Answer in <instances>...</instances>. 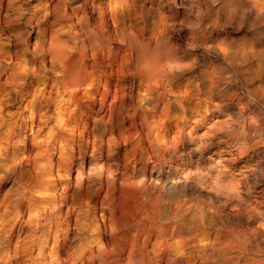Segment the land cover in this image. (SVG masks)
I'll return each mask as SVG.
<instances>
[{
    "label": "bare ground",
    "instance_id": "1",
    "mask_svg": "<svg viewBox=\"0 0 264 264\" xmlns=\"http://www.w3.org/2000/svg\"><path fill=\"white\" fill-rule=\"evenodd\" d=\"M117 2L99 6L95 20L106 22L113 37ZM154 4L159 8V2ZM5 5L8 0L0 6L2 33L17 18L2 12ZM49 7L47 0L38 1V20L56 9ZM32 18L26 19L36 25L28 37L30 47L40 39V26ZM44 36L47 47L52 28ZM120 40L123 47L113 44L98 57L109 61L108 71L97 72L88 64L86 71L58 85L55 79L40 84L30 77L23 102L4 109L5 114L19 109L22 116L10 126L8 148L12 134L24 133L18 139L23 163L15 173L19 194L13 200L0 195V240L7 236L0 264H18L17 248L29 250L27 264H44L46 255L48 264H102L99 245L89 247V241L99 228L100 243L112 247L103 231L106 224L109 231L128 226L117 236L127 251L123 259L109 255L103 264H264V214L252 204L244 206L250 191L240 181L257 162L249 155L264 152L257 146L264 141L259 114L249 112L247 101L234 91L220 98L230 79L222 67L207 70L204 88L187 63L156 57L134 65L142 40L134 26ZM65 55L58 45L46 53L45 66L51 69ZM11 59L20 74L32 66L21 64L14 54ZM216 97L222 103H212ZM223 106L230 107L232 124L210 117ZM206 123L225 130L215 136L195 133ZM241 150L242 164L230 171L229 161L241 156ZM109 153L118 165L112 166L118 197L114 208L106 205Z\"/></svg>",
    "mask_w": 264,
    "mask_h": 264
},
{
    "label": "clouds",
    "instance_id": "2",
    "mask_svg": "<svg viewBox=\"0 0 264 264\" xmlns=\"http://www.w3.org/2000/svg\"><path fill=\"white\" fill-rule=\"evenodd\" d=\"M15 2L16 0H8L9 11ZM69 2L75 3V0H60L55 9L57 16L51 22L52 39L47 47L44 46V31L49 27L44 24L49 15L47 11L37 21V25L40 26L38 27L40 39L34 46L30 47L28 43L30 33L16 35L20 47L14 55L21 64L32 65L23 74L15 71L16 65L11 59L13 54L7 51L11 38L3 36L0 32V78L8 76L7 81L0 79V168H4V171L0 172V182L8 179L10 175H15L16 165L5 167L7 158L13 155L9 151L7 137L11 131L10 126L16 120L22 119L19 109L7 114L4 113V109L9 104L23 102L25 82L31 77L43 84L51 78L55 79L58 85L77 71H86L88 64L94 65L97 72L108 71L106 65L109 61L98 57L108 53L113 44L123 47L120 37L132 26L142 34V40L137 46L139 59L134 61V65H143L145 61L154 60L156 57H163L171 63H187L192 69L190 74L198 78L204 88H208L207 70L212 65L222 67L230 74V79L226 92L222 93L220 98L234 91L247 101L245 107L249 112L264 115V0H160L159 8L142 7L148 0H118L112 10L113 23L117 25L115 37L106 22L98 24L94 21L93 17L99 9L94 8L91 15L85 13L72 22V18L62 10V5ZM2 4L3 0H0V6ZM99 20L104 21L103 15L99 16ZM154 30L157 32L155 36ZM61 36L64 37L63 41L60 40ZM58 45L66 50V55L63 61H53V67L49 69L44 63L46 53ZM85 59L87 64L84 63ZM112 62L114 63V60ZM37 64L39 68L36 67ZM9 84L13 87H8ZM37 95H40L39 88ZM220 107L219 104L215 105L217 109ZM230 107H225L224 111L230 110ZM188 135H191V128ZM260 142L264 141H257ZM240 155H243V150ZM109 156L110 166L106 171L111 172V176L108 178L109 198L106 199V205L114 208L118 197L116 173L112 166L118 165H115L116 157L112 153H109ZM260 156H264V152L250 154L249 160ZM236 159L237 157H233V160ZM216 163L223 166L222 161ZM127 227L122 225L120 229L109 231L108 225H105L103 231L111 238L110 248L100 243L101 230L97 228L93 240L89 241V247L92 243L99 245L102 264L103 259L109 255L124 258L127 249L117 242V236ZM64 239H67L66 235ZM6 240L7 236L0 240V247L5 246ZM17 252L22 258L18 260V264H27L30 258L29 250L21 251L17 248Z\"/></svg>",
    "mask_w": 264,
    "mask_h": 264
},
{
    "label": "rangeland",
    "instance_id": "3",
    "mask_svg": "<svg viewBox=\"0 0 264 264\" xmlns=\"http://www.w3.org/2000/svg\"><path fill=\"white\" fill-rule=\"evenodd\" d=\"M38 1H43V0H35V1L34 0H16L11 11H9V8L6 5H5L6 7L2 10V12L9 11L8 13H10V15H17V17L19 18L18 21L16 18V21L14 22V24L11 25L10 27L7 26L6 29L2 33L3 36L11 38V43L7 45V50H9L12 54H15L17 51V48L20 47V45H18L17 40H16V35L18 34L17 32L20 31L19 34L30 33L31 37L35 34L36 25L34 24L28 25L26 22V19L27 17L32 16L33 23H36L38 21L39 14L34 13V10L38 4ZM114 1H118V0H75V3L69 2L67 5H62V10L65 11L66 15L68 17H71L72 22H74L75 19L77 18V14L88 13L91 15L94 8L98 9L99 6L107 7L109 6L111 2H114ZM154 1L159 2V7H161L160 0H154ZM154 1L152 3L151 0H148L147 3L142 4V7L144 8L155 7L156 5L154 4ZM47 2H49L50 4L49 8H52V7L57 8V5L60 4V0H47ZM4 4H5V0H4ZM166 11L167 10L165 9V12ZM193 11L195 12V9H193ZM97 14L98 12L93 17L94 21L96 20ZM56 16H57V12L53 9V11H51L50 14L48 15V21L47 20L44 21V24L49 25V27L47 28L48 30L51 29V22L56 19ZM107 21L110 23L109 19H107ZM12 26H14V28ZM176 70L177 69L175 68V71ZM212 103H222V101L221 99L216 97ZM225 107L226 106H223L221 110H215L210 117L217 118L219 122L222 120H227V124H232V119H231L232 116L227 114L228 111H224ZM9 108H12V107L9 106ZM220 113H223V115L221 116ZM258 118L259 120L261 119V123H262L261 132H262V137H263L264 136L263 135L264 134V115L259 114ZM223 130H225V127L223 128L222 125L218 126V128L216 127L212 129L210 128L208 123H206L205 125H202L201 127H199L195 133L200 135L205 132H208V133L211 132L215 136V135H220V133H222ZM21 133H24V131H17L16 133L12 134V137H11L12 140L9 146L10 147L9 151L12 152L13 155L11 158H7V162L9 161V165H13V164L16 165V172L20 170L21 168V163L19 162V155H21L20 154L21 144L18 143L19 135ZM27 142H29V140H27ZM261 143H264V142H260L259 144H257V146L264 147V144H261ZM179 153L180 151L177 153V155ZM242 160H244V156H237L236 160H233V159L230 160L228 163L230 171L231 170L236 171L237 168H239L240 165L242 164ZM256 160L257 162L255 164L254 163L252 164L254 165V167H252L250 171H248V174L246 176L241 177L240 181H241V186L244 188L248 187L250 191L247 194V200H246L249 202L245 201L244 206H250L252 204L255 206L256 210L258 209L257 210L259 211L258 213L261 214L262 212L264 214V158L259 157V159H255V161ZM3 171H4V168H0V172H3ZM248 177L250 178L248 179ZM19 191H20V187L15 180V175H10L8 179L4 180L3 182H0V195L6 194L7 197H9V199L13 200L18 196ZM206 204L207 202L204 203V205ZM49 259L50 257L46 255L41 261H43L44 264H48Z\"/></svg>",
    "mask_w": 264,
    "mask_h": 264
}]
</instances>
